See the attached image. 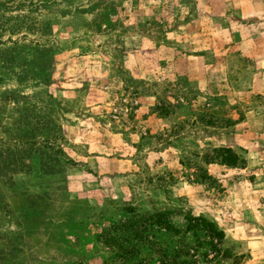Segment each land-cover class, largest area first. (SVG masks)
Returning <instances> with one entry per match:
<instances>
[{"label":"rangeland","instance_id":"374dc122","mask_svg":"<svg viewBox=\"0 0 264 264\" xmlns=\"http://www.w3.org/2000/svg\"><path fill=\"white\" fill-rule=\"evenodd\" d=\"M34 2L5 13L24 25L0 36L21 39L12 74L0 73V142H40L53 124L74 165L46 175L30 161L0 181V264H101L95 236L126 205L170 211L175 225L202 216L222 232L253 223L264 200V0ZM222 249L218 264H264L230 240Z\"/></svg>","mask_w":264,"mask_h":264},{"label":"trees","instance_id":"16d2710c","mask_svg":"<svg viewBox=\"0 0 264 264\" xmlns=\"http://www.w3.org/2000/svg\"><path fill=\"white\" fill-rule=\"evenodd\" d=\"M26 6L30 11L37 7L36 2L32 3V0H0V36L7 33V38H10L24 25L22 21H17L5 13L25 9ZM24 28L30 29L28 26ZM18 40L8 41L7 45H4V41L0 42L1 75L8 77L12 74L8 68L19 56L18 53L15 54L16 50L21 49ZM9 44L10 46L6 48ZM37 47L38 44L34 48L38 49ZM40 52L45 51L42 49ZM38 57L41 59L42 56ZM20 74L18 80L21 82L24 77ZM38 80L40 79H35L37 82ZM20 98L27 100L24 96ZM4 100L6 98H0V105ZM27 118L28 115L25 114L19 117L20 120ZM51 125L53 133L40 142L32 140L33 137L25 138L26 136L18 134L19 137H24L23 140L12 138L9 140L12 144L0 142V181L20 172H29L30 161H36L40 173L46 175L61 174L66 166L74 165L62 155L61 149L57 146L62 137L58 134V127ZM18 126H21L19 122L16 130L22 131ZM218 150L227 152L233 159V162H222L223 165H235L236 156L233 153L228 149ZM198 180L201 178H196L194 183ZM122 210L123 215L103 227L95 236L100 252L105 255L101 264H218L223 257L226 258L230 254L226 249H222L223 232L202 216L189 214L184 217L181 225H175L170 221V211L142 212L131 205H126Z\"/></svg>","mask_w":264,"mask_h":264},{"label":"crops","instance_id":"0c3cea01","mask_svg":"<svg viewBox=\"0 0 264 264\" xmlns=\"http://www.w3.org/2000/svg\"><path fill=\"white\" fill-rule=\"evenodd\" d=\"M259 205L252 216L253 223L241 222V230H223V234L224 240L232 241L238 253L248 251L252 259L261 263L264 262V200Z\"/></svg>","mask_w":264,"mask_h":264}]
</instances>
